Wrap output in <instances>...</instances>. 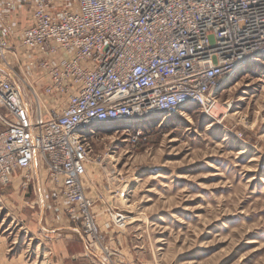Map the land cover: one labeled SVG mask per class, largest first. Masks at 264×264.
<instances>
[{"label":"built area","instance_id":"built-area-1","mask_svg":"<svg viewBox=\"0 0 264 264\" xmlns=\"http://www.w3.org/2000/svg\"><path fill=\"white\" fill-rule=\"evenodd\" d=\"M262 63L264 0H0V188L16 175L26 189L36 171L50 208L102 264H139L115 245L126 216L98 223L84 184L87 136L209 113L225 80Z\"/></svg>","mask_w":264,"mask_h":264},{"label":"rangeland","instance_id":"rangeland-1","mask_svg":"<svg viewBox=\"0 0 264 264\" xmlns=\"http://www.w3.org/2000/svg\"><path fill=\"white\" fill-rule=\"evenodd\" d=\"M223 88L209 113L97 125L87 136L86 192L98 220L126 216L115 245L134 262L264 264V65ZM28 208L0 204V230L10 224L27 238L17 264H102L81 233L30 237L19 221Z\"/></svg>","mask_w":264,"mask_h":264},{"label":"crops","instance_id":"crops-1","mask_svg":"<svg viewBox=\"0 0 264 264\" xmlns=\"http://www.w3.org/2000/svg\"><path fill=\"white\" fill-rule=\"evenodd\" d=\"M15 176L11 184H7L0 188V193L2 198L7 199L12 206H15L18 209L21 207L23 209L26 207L34 209V211H26L28 213L26 215L27 218H25V215L22 216V219H25L26 221L23 220V222L21 219L19 220L26 226L25 228L27 232L29 231L28 235H30V237H37V235L51 238L56 235L58 237L63 230L64 232H75V234L79 236L80 231L78 226L68 224L60 214L50 208L42 176L35 171L34 183L29 184L26 189L20 186L19 180ZM35 206L37 210L35 209ZM30 213L34 214L33 218L29 217ZM13 220L15 221L14 218H12V221ZM102 222L103 221L99 219L98 223L102 224ZM17 224L14 223V226ZM1 225L2 224H0V226ZM9 225H6L4 230H0V264H17L15 257L21 256L25 251L23 245H25L27 238L23 237L21 232L15 233L13 227ZM65 252L68 254L66 248ZM77 254L78 253H75V255L71 254L70 258L72 260L76 259Z\"/></svg>","mask_w":264,"mask_h":264},{"label":"bare ground","instance_id":"bare-ground-1","mask_svg":"<svg viewBox=\"0 0 264 264\" xmlns=\"http://www.w3.org/2000/svg\"><path fill=\"white\" fill-rule=\"evenodd\" d=\"M263 65L264 64H251V65H249L248 69L251 68V70H253V69L259 68V67H261ZM246 69H247L246 66H244L242 69H239L238 71H236L230 78L225 80V82L221 85V87H224L225 85L230 84L234 78H236L239 74L243 73V71H245ZM216 108H218L217 105L215 106V109ZM178 113H176V114H178ZM179 114L180 115H183V114L187 115V109H186V111H181ZM169 115H172V114H169ZM173 115H175V114H173Z\"/></svg>","mask_w":264,"mask_h":264}]
</instances>
